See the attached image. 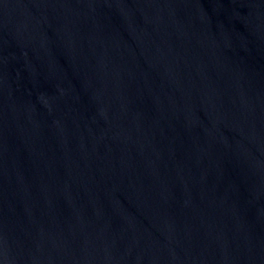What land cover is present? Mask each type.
<instances>
[{
  "label": "water",
  "instance_id": "95a60500",
  "mask_svg": "<svg viewBox=\"0 0 264 264\" xmlns=\"http://www.w3.org/2000/svg\"><path fill=\"white\" fill-rule=\"evenodd\" d=\"M0 264H264V0H0Z\"/></svg>",
  "mask_w": 264,
  "mask_h": 264
}]
</instances>
